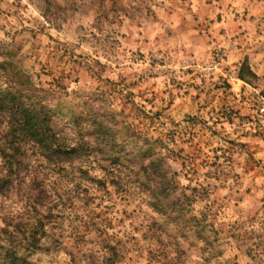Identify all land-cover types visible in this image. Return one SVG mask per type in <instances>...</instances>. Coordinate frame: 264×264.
Here are the masks:
<instances>
[{
  "label": "rangeland",
  "instance_id": "374dc122",
  "mask_svg": "<svg viewBox=\"0 0 264 264\" xmlns=\"http://www.w3.org/2000/svg\"><path fill=\"white\" fill-rule=\"evenodd\" d=\"M16 72L57 92L82 121L55 116L59 135L91 151L29 160L40 212L22 188L0 199V230L50 217L29 264H264V0H0V87ZM151 160L170 184L156 196Z\"/></svg>",
  "mask_w": 264,
  "mask_h": 264
},
{
  "label": "trees",
  "instance_id": "16d2710c",
  "mask_svg": "<svg viewBox=\"0 0 264 264\" xmlns=\"http://www.w3.org/2000/svg\"><path fill=\"white\" fill-rule=\"evenodd\" d=\"M246 73L253 76L243 63L238 77L245 80ZM10 74L0 87V199L5 201L14 192H20L22 188L25 194L33 200L32 211L40 212L39 208H43L44 202L52 196L38 185L37 176L34 173H30L26 179L24 172H29L30 161L62 169L83 156L89 155L91 151L83 140L76 144H67L59 135L58 128L53 121L55 116L68 119L69 124L74 128L80 127L82 121L80 122L79 116L73 111L65 110L60 103H55L57 92L47 99L28 87L25 76L19 72L12 73L11 75L16 78V81H13L9 78ZM93 123L97 125L95 135L107 144L110 143L107 140L108 132L105 126L101 122L95 124L94 121ZM151 151L146 148L142 153L151 158L153 157ZM131 155L134 156L135 153ZM147 167L145 170L151 171V174H147V171L145 173L147 176L151 175L154 182L153 196L166 192L170 184L165 173L158 167V162L151 160ZM20 185H24L26 190ZM166 199L176 200V203L173 202L175 205L179 203L178 210L171 212L183 211V203L180 199ZM53 206L56 207L52 205L43 212H52ZM49 219V215L35 218L34 224L28 230L21 229L19 223L15 226L11 224L12 222L6 223L5 227L0 230L2 242L4 241V245H0V257L3 258V262L29 264L24 256L18 255V252L20 250L29 252L45 246L43 239L48 234L44 226Z\"/></svg>",
  "mask_w": 264,
  "mask_h": 264
},
{
  "label": "built area",
  "instance_id": "2783aa9c",
  "mask_svg": "<svg viewBox=\"0 0 264 264\" xmlns=\"http://www.w3.org/2000/svg\"><path fill=\"white\" fill-rule=\"evenodd\" d=\"M253 127L258 129L264 128V98H258V104L256 109V118H253V122L250 123ZM243 127L245 124L242 125Z\"/></svg>",
  "mask_w": 264,
  "mask_h": 264
}]
</instances>
